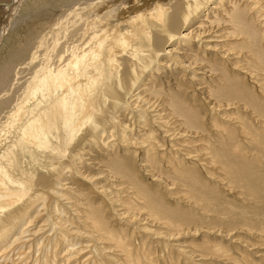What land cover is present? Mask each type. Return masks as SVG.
I'll return each instance as SVG.
<instances>
[{
    "label": "bare ground",
    "instance_id": "1",
    "mask_svg": "<svg viewBox=\"0 0 264 264\" xmlns=\"http://www.w3.org/2000/svg\"><path fill=\"white\" fill-rule=\"evenodd\" d=\"M16 16L0 264H245L219 241L264 167V0H0V40Z\"/></svg>",
    "mask_w": 264,
    "mask_h": 264
},
{
    "label": "rangeland",
    "instance_id": "2",
    "mask_svg": "<svg viewBox=\"0 0 264 264\" xmlns=\"http://www.w3.org/2000/svg\"><path fill=\"white\" fill-rule=\"evenodd\" d=\"M31 24H32V21L29 19V17H22L21 18L20 16H16L14 21H13V23L10 25V28L6 32L7 33L6 36H4L0 40L1 44L2 45L7 44V45L12 46V47L15 46L14 44H12L11 39L14 38V40H17V42H18V40H20L22 38V34L25 33V30L27 28H29V26ZM260 172H262V174ZM259 174H261V175H259ZM256 177L258 178V181H257ZM262 180H263V183H264V167H263V165L260 168L257 169V173H255L254 176L250 177V180H249L250 184L253 187H255V189H256L255 194H253L251 196H246V198H245L244 195H240L239 194L240 196L239 197L238 196L235 197V199L233 198L234 200L231 198V196H229L230 194H228L227 197L230 200L226 199V198H225V200H229L231 205H229L228 208H227V211H225L227 215L224 214L225 212H223L224 215L221 214L223 217L220 215L221 218L225 220L224 224H228V225H225V226H227V228H233L234 230L238 231L239 233L236 232L231 238H229L230 240L227 237H224L222 239L219 238L220 239L219 244L220 243L223 244L224 247L226 245L228 247V250H227V247L225 249L228 252H230V254H232L233 256L234 255H235V257L237 256L240 262H243V261H244L243 263L246 262L245 264H249V263L250 264H258V262H259V264H262V263L264 264V262H263L264 261V257H263L264 255L262 254V253H264V245H261V244L264 243L263 242L264 241V236H262V233H264V231H263L264 230V227H263L264 226V193H263L264 192V184L262 183ZM259 181H261V182H259ZM260 185H261V187H260ZM164 197H167V196L164 195ZM248 197H250V198H248ZM244 201H245V204L243 203ZM236 209L237 210L239 209L242 212H239V210L237 211ZM243 211H245V212H243ZM192 212H194V214L197 217H199L197 211H192ZM232 213L234 214V216H232L233 215ZM228 215H231V216H228ZM237 215L239 217H237ZM224 216L226 217V219L224 218ZM232 217H234V218H232ZM258 218H259V220H257ZM238 219L239 220L241 219V220L238 221ZM228 220H230V224L231 225L228 223ZM247 220H249V221H247ZM242 222H244V223H242ZM245 222H246V224H245ZM215 223L216 224H220L221 222L220 221L219 222L215 221ZM237 225H238V227H236ZM248 225H249V227H248ZM245 227H248L250 229L246 230L247 228H245ZM253 229H254V232H252ZM234 230H232V231H234ZM239 235H241V239H242L241 242L240 243L233 242L232 240L235 239L236 236L239 237ZM250 235H253V236H250ZM198 237L202 238L201 236H198ZM243 237H244V239H243ZM252 237H253V239H251ZM183 239L184 240L187 239V241L188 240L192 241V240H194V237L193 238L192 237H187V238H183ZM257 240H260V241L257 242ZM243 242H245L246 245ZM247 242H248V244L250 243L249 245H252V246H248ZM223 245H220V248L225 250ZM248 247H249V249H248ZM237 248H239V249H237ZM232 249H234V250H232ZM243 250H246V253H244ZM257 250H259V251H257ZM236 253H237V255H236ZM240 253H242V254H240ZM246 254L248 255V257L245 256ZM246 258L248 260H246ZM209 261H210V259H209ZM248 261H249V263H248ZM214 262L217 263V264H225V263H220V262H217V261H214ZM189 264H192V263H189Z\"/></svg>",
    "mask_w": 264,
    "mask_h": 264
}]
</instances>
